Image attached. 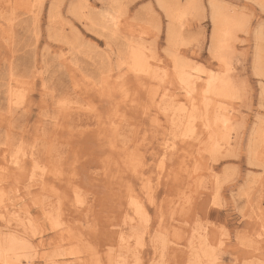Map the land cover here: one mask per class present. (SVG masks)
<instances>
[{
    "label": "rangeland",
    "instance_id": "1",
    "mask_svg": "<svg viewBox=\"0 0 264 264\" xmlns=\"http://www.w3.org/2000/svg\"><path fill=\"white\" fill-rule=\"evenodd\" d=\"M173 56L232 98L191 91ZM0 200L28 264H264V0H0Z\"/></svg>",
    "mask_w": 264,
    "mask_h": 264
},
{
    "label": "bare ground",
    "instance_id": "2",
    "mask_svg": "<svg viewBox=\"0 0 264 264\" xmlns=\"http://www.w3.org/2000/svg\"><path fill=\"white\" fill-rule=\"evenodd\" d=\"M159 1V0H158ZM186 2L187 3H190V0H186ZM212 2H214V1H212ZM213 4V3H212ZM212 4H210L212 7H211V10H212V12H211V14H212V19H213V22H215V24L217 23V21L219 20L220 21V23H221V29L223 30V29H231L232 27H233V19H232V21L231 20H226V18L224 19V18H220V17H218V15H219V11L217 12V10L213 7L214 5H212ZM162 5H164V3L162 4ZM161 5V6H162ZM217 6V5H216ZM164 8V7H163ZM165 8H166V12H167V15L169 16V17H171L170 19L172 20V18L174 17V16H172V15H174L175 13H176V11H175V13L174 14H172L173 12L171 11V10H174V9H171L169 6H168V8H170V9H167V7H166V5H165ZM175 8V7H174ZM176 8H178V7H176ZM183 9V8H182ZM185 10V9H184ZM182 11V10H181ZM184 13V11L182 12V14ZM224 17V16H223ZM176 18V17H175ZM220 18V19H219ZM230 19V18H229ZM173 20H174V18H173ZM232 22V23H231ZM220 23H219V25H220ZM171 24V23H170ZM219 25H217V26H219ZM170 26V25H169ZM172 26V25H171ZM215 26V25H214ZM172 28H173V26H172ZM220 27H213V29H215V31H214V33L216 34H214V39H212V40H214V42L212 43V49H213V51L215 52V53H218L219 52V50L218 51H216L217 50V47H216V40L218 41V43H219V41H220V38H219V40L217 39L218 37V34H219V31H218V29H219ZM169 30H168V33L170 34L171 32H170V27L168 28ZM221 30V31H222ZM172 31V30H171ZM226 30H224V32H225ZM213 32V31H212ZM172 33H173V31H172ZM223 33V32H222ZM229 33V32H228ZM180 34V33H179ZM225 36H226V34H225ZM170 37H172V36H170ZM169 37V38H170ZM219 37H220V34H219ZM224 37V34H223V36H222V38ZM226 38V37H225ZM224 39V38H223ZM221 42V41H220ZM225 41H223V43H224ZM222 43V42H221ZM219 46V45H218ZM219 47H221V46H219ZM131 52H133L132 53V56H133V58H135V59H133V62H135V65H137V66H139L140 64H141V66H142V69H145L146 68V63H145V61L143 62V63H141L140 62V53H138V50H132ZM141 52V51H140ZM137 55H138V57H137ZM141 55H142V53H141ZM142 58V57H141ZM175 59H177V58H175L174 56H173V64H174V67H173V70L175 69V72L177 73V75L176 76H179L180 77V82L182 83V84H186L188 87H192L193 89L191 90V91H196V88H195V85H196V83L198 84V83H200V84H205V88H203V89H201V93L202 94H204V96L205 95H207V93L209 92L210 93V90H214V86H215V84H216V82L217 83H221L222 84V94H223V96L224 97H226L227 96V98L228 97H230L231 95H233L234 93H233V91H232V89H233V86L231 85V82H230V80L228 79V78H225L223 75H220V76H217V75H213L212 73H208L207 74V77H206V79H203L202 80V77L200 76V74H193L194 72H189L188 70H187V68H186V64L183 62V64H181V63H178L179 61H176ZM146 62H147V60H146ZM257 62V61H256ZM262 62V61H261ZM260 62V63H261ZM148 63V62H147ZM259 63V64H260ZM149 65V64H148ZM194 70H196V69H194ZM199 70V69H198ZM262 70V69H261ZM192 71V70H191ZM203 70H201L200 72H202ZM263 71V70H262ZM138 74V76H139V73H137ZM191 75H192V77L194 76V77H196V79L194 80V77L192 78V80L193 81H196V82H191ZM177 79H178V77H177ZM202 81V82H201ZM147 86H148V84H147ZM217 86V85H216ZM184 87V86H183ZM202 87V86H201ZM201 87H199L198 89H200ZM220 88V87H219ZM118 89V88H117ZM183 89H185V88H183ZM119 90H121V89H119ZM122 90L124 91V92H126L127 93V89L125 88H122ZM215 91V90H214ZM199 92V93H200ZM217 92V91H216ZM166 95V94H165ZM10 96V95H9ZM201 96V95H200ZM201 97H203V96H201ZM210 97V96H209ZM192 98V100L190 99V102H187L188 104H189V106L186 108L185 107V102L184 101H182L181 102V104H180V106H179V103H178V106L180 107L179 109L181 110V112H177L178 114H176L179 118H180V120H178V119H176V118H172L173 120H171L170 121V128L171 129H173V130H179L181 133H183L184 131H186V127L187 126H189V125H193V123H194V121H196L195 120V117H196V101H195V98L192 96L191 97ZM231 98H232V96H231ZM202 99V98H201ZM206 99V98H205ZM195 101V102H194ZM203 102H205L204 101V99H203ZM210 103V102H209ZM59 105V104H58ZM214 105V104H213ZM204 106V105H203ZM210 106V105H209ZM208 106V107H209ZM205 107V106H204ZM203 107V108H204ZM211 107H213V106H211ZM215 107H216V105H215ZM115 108V107H114ZM210 108V107H209ZM167 111V110H166ZM208 111H206V113H207ZM209 112H211V111H209ZM208 112V113H209ZM226 112V111H225ZM203 113L205 114V110L203 109ZM220 114H221V116H222V111L220 110V112H219ZM210 114V113H209ZM226 114H228L227 112H226ZM225 115V114H224ZM223 115V116H224ZM229 115V114H228ZM182 116H184V118L182 119ZM205 116V115H204ZM206 116H207V114H206ZM228 118V122H229V119H230V117H227ZM204 119H206V118H204ZM221 119H224V117L223 118H221ZM212 121H210L211 122V124H213L214 126L216 125V126H219V125H221V122L219 121L220 119H219V116L217 115V117H214L213 119H211ZM206 121V120H205ZM224 121H226L225 119H224ZM223 121V122H224ZM227 121H226V126L225 127H223V129L225 128V131H228V130H226L228 127L229 128H231L230 127V125H229V123H228ZM206 123V122H205ZM169 124V123H168ZM212 125V126H213ZM210 126V125H209ZM222 126V125H221ZM220 126V127H221ZM169 127V126H168ZM205 127V126H204ZM114 130V129H113ZM191 131H193V130H191ZM188 132V131H187ZM214 133V132H213ZM189 134H190V131H189ZM228 139V138H227ZM181 141V140H180ZM174 142V141H173ZM183 141H181L180 143H182ZM196 142V141H195ZM226 143V142H225ZM173 143H170V144H168V143H165V151L163 152L164 154H166L165 156H167L168 155V153H176L178 150H180L181 149V147H172L171 145H172ZM175 146V145H174ZM219 149H220V147H219ZM182 151H183V149H182ZM185 153V152H184ZM252 153V152H251ZM163 154V155H164ZM163 157V156H162ZM163 158H165V157H163ZM137 160H138V158H137ZM16 162V161H15ZM136 162V161H135ZM138 165V164H137ZM158 166H160V167H164V162H158ZM163 169V168H162ZM45 170V169H44ZM187 171V170H186ZM176 173H177V170L175 171ZM178 181V180H177ZM174 182V181H173ZM78 200H81V199H77V201L76 202H81L80 204L82 205V201H78ZM0 202H1V200H0ZM131 202L134 204V211L137 213V214H135L136 216H138V214H140V213H138V212H140V209H141V205L138 203H136L135 201H133V199H131V201H130V203L128 204V205H130L131 204ZM79 204V205H80ZM76 205H77V203H76ZM75 205V206H76ZM60 207V206H59ZM170 207H171V204H170ZM2 212V211H1ZM5 213V212H4ZM4 213H2L1 214V216L2 217H4L5 215H4ZM7 215V214H6ZM52 213L51 214H49L48 215V220L49 221H52L53 222V219L54 218H52ZM55 216H56V214H55ZM128 216V215H127ZM145 216H147V215H145ZM54 217V216H53ZM124 217V216H123ZM125 218V217H124ZM141 218H142V215H141ZM260 218V217H259ZM2 220V219H1ZM17 220V219H16ZM258 220V219H257ZM3 221V220H2ZM48 221V222H49ZM56 221H58V220H56ZM131 221H132V219L130 220V223H131ZM6 222V221H5ZM51 223V222H50ZM7 224H8V220H7ZM23 223L21 222L19 225H22ZM81 224V223H80ZM25 225V224H24ZM27 225H28V229H31L32 227H31V224H29V223H27ZM6 227V226H5ZM21 227H23V226H21ZM18 228H20V227H18ZM56 228V227H55ZM75 228V227H74ZM25 229H26V227H25ZM72 229V228H71ZM76 229V228H75ZM78 229V228H77ZM76 229V230H77ZM80 229V231H82L81 230V228H79ZM32 230V233L35 235L36 234V230H35V232H34V230L33 229H31ZM264 230V229H263ZM28 231H30V230H28ZM79 231V230H78ZM77 231V232H78ZM84 231V230H83ZM160 231V230H159ZM73 232V231H72ZM74 233V232H73ZM72 233V234H73ZM76 234V233H75ZM81 234V233H80ZM79 234V235H80ZM84 234V233H83ZM86 234V233H85ZM90 234H91V232H90ZM95 234V233H94ZM134 234V233H133ZM137 234V233H136ZM259 234H261V233H259ZM76 235H78V234H76ZM138 236V235H137ZM136 236V237H137ZM161 236V235H160ZM194 236V235H193ZM198 236H201L200 234L198 235ZM75 237V236H74ZM73 237V238H74ZM77 237V236H76ZM86 237V236H85ZM118 237L120 238V236L118 235ZM122 237V236H121ZM204 237V236H203ZM203 237H200V239L202 240V238ZM221 237H222V235H221ZM79 238V237H78ZM83 239V238H82ZM121 239V238H120ZM119 239V240H120ZM139 239H140V237H139ZM199 239V237H198V239L197 240H200ZM204 239V238H203ZM206 240V239H205ZM81 241H83V240H81ZM122 241V240H121ZM139 241H141V240H139ZM207 241V240H206ZM205 241V242H206ZM30 238L28 237V235H26V230L25 231H23L21 234H15V233H13V232H8V233H4V234H2V235H0V264H21V262H22V259L23 260H25L26 262L29 260V259H31L32 258V256L35 254H33L31 251L33 250V248L30 246ZM85 242H86V239H85ZM84 242V243H85ZM122 242H124V240L122 241ZM121 242V243H122ZM203 242V241H202ZM79 243H81V242H79ZM201 243V242H200ZM128 244V243H127ZM191 244H193V243H191ZM197 244H199V243H197ZM76 245H78V243L76 244ZM162 245L164 246V244L162 243ZM201 245V244H200ZM208 245V244H207ZM192 246V245H191ZM198 247H200L199 245H198ZM208 247V246H207ZM204 247H202L201 246V251H203L202 253H204V255H207L206 254V251L208 252V250H206V249H203ZM165 251V250H164ZM200 251V250H199ZM87 252V251H86ZM53 253V252H52ZM82 253V252H81ZM114 253V252H113ZM162 253H163V251H162ZM162 253H160L159 255H161ZM200 253V252H199ZM73 253L72 252H69L68 254H66V255H72ZM78 254V253H77ZM85 254V253H84ZM197 254V253H196ZM195 254V255H196ZM209 254V253H208ZM212 253H211V251H210V254H209V256L211 255ZM214 254V253H213ZM44 255V254H43ZM47 255V254H46ZM57 255H59V254H57ZM61 255V254H60ZM65 255V256H66ZM79 255H80V253H79ZM92 255V254H91ZM94 255V254H93ZM115 255V254H114ZM45 256V255H44ZM52 256H55V255H52ZM64 256V255H63ZM63 256H62V258H63ZM75 256H76V253H75ZM84 256V255H83ZM134 256V255H133ZM212 256V255H211ZM211 256H210V258H211ZM88 257H89V255H88ZM91 257V256H90ZM89 257V258H90ZM97 256H95V257H93L92 256V258H90L91 260V262H92V264H99L100 262H99V260H97V258H96ZM205 257H208V256H205ZM213 257H214V255H213ZM47 258V257H46ZM50 258V257H49ZM48 258V260H51V261H47L49 264H55V262L52 260V258H54V257H52V258H50L49 259ZM83 258V257H82ZM82 258H78V255H77V258L76 259H78V263L79 264H84V263H87L88 262V260H86V259H82ZM88 258V259H89ZM98 258H99V256H98ZM122 258V257H121ZM137 258V257H136ZM160 258H161V256H160ZM215 258V257H214ZM120 259V258H119ZM163 259V258H162ZM209 259V258H208ZM32 260V259H31ZM47 260V259H46ZM214 260V259H213ZM216 260H217V257H216ZM59 261V260H58ZM215 261V260H214ZM46 262V263H47ZM210 262V261H209ZM57 263V262H56ZM27 264H28V262H27ZM88 264V263H87ZM108 264H115L114 262H113V260H109L108 261ZM117 264V263H116ZM120 264V263H119ZM133 264V263H132Z\"/></svg>",
    "mask_w": 264,
    "mask_h": 264
}]
</instances>
